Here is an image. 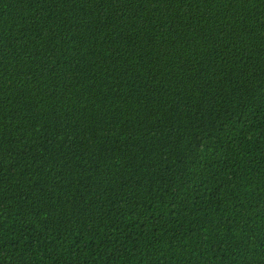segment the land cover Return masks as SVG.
Listing matches in <instances>:
<instances>
[{
  "label": "trees",
  "instance_id": "16d2710c",
  "mask_svg": "<svg viewBox=\"0 0 264 264\" xmlns=\"http://www.w3.org/2000/svg\"><path fill=\"white\" fill-rule=\"evenodd\" d=\"M0 264H264V0H0Z\"/></svg>",
  "mask_w": 264,
  "mask_h": 264
}]
</instances>
